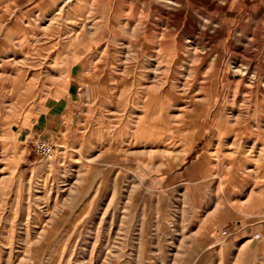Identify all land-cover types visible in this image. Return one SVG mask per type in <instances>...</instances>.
<instances>
[{"label":"rangeland","instance_id":"obj_1","mask_svg":"<svg viewBox=\"0 0 264 264\" xmlns=\"http://www.w3.org/2000/svg\"><path fill=\"white\" fill-rule=\"evenodd\" d=\"M263 212L264 0H0V264H264Z\"/></svg>","mask_w":264,"mask_h":264},{"label":"built area","instance_id":"obj_2","mask_svg":"<svg viewBox=\"0 0 264 264\" xmlns=\"http://www.w3.org/2000/svg\"><path fill=\"white\" fill-rule=\"evenodd\" d=\"M32 149L34 153L38 156L47 155L52 151L51 143L46 139H42V138L33 141Z\"/></svg>","mask_w":264,"mask_h":264},{"label":"crops","instance_id":"obj_3","mask_svg":"<svg viewBox=\"0 0 264 264\" xmlns=\"http://www.w3.org/2000/svg\"><path fill=\"white\" fill-rule=\"evenodd\" d=\"M35 128H37V127H35ZM36 131H37V129H35ZM36 131H34V133L36 132ZM38 139V138H37ZM42 139H45V138H42Z\"/></svg>","mask_w":264,"mask_h":264}]
</instances>
